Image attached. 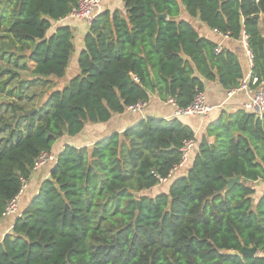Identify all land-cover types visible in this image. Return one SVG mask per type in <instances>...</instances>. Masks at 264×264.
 <instances>
[{"label": "trees", "instance_id": "1", "mask_svg": "<svg viewBox=\"0 0 264 264\" xmlns=\"http://www.w3.org/2000/svg\"><path fill=\"white\" fill-rule=\"evenodd\" d=\"M121 1L123 16L102 9L87 25L79 74L53 90L74 51L61 20L77 0H0V220L34 160L63 136L147 103L154 91L183 109L205 82L239 86L236 57L216 53L179 19L181 7L222 36L245 35L251 76L264 84V0ZM36 87L51 89L43 113L28 110ZM207 136L214 140H201L187 173L154 197L144 193L159 185L154 174L167 178L182 142L194 139L178 118L145 117L90 150L66 145L3 237L0 264H264V194L255 203L252 188L264 182V113L239 109ZM234 177L241 179L227 190ZM243 247L257 254L230 255Z\"/></svg>", "mask_w": 264, "mask_h": 264}, {"label": "crops", "instance_id": "2", "mask_svg": "<svg viewBox=\"0 0 264 264\" xmlns=\"http://www.w3.org/2000/svg\"><path fill=\"white\" fill-rule=\"evenodd\" d=\"M103 10H119L121 16L125 14L124 6L121 0H101ZM179 19L191 24L197 34L211 41L222 50L232 53L239 62L242 79H247L251 73L252 63L247 58L244 42L242 39H231L218 35L210 30L205 24L201 23L198 18L190 17L183 7L179 14ZM71 27L73 40L72 44L74 51L70 57L66 75L63 79H52L56 90L63 87L71 78L79 74L78 55L83 49V39L87 33L88 26L83 21L75 18H69L63 21ZM259 30L264 37V15L259 16ZM30 70L34 68V64H29ZM258 87L249 83L246 89L227 91L223 89L217 81L205 82L204 96L206 104L214 107L206 118H199L196 116H178L174 115L175 108L168 104L167 99H163L157 91L150 95L149 101L146 103L142 113H133L127 109L122 114L113 115L107 122L104 123H89L84 126L80 134L75 137L63 136L54 142L52 153L58 155L66 145H71L77 148L90 150L91 147L101 138L106 137L112 133H123L127 128L134 126L145 117H155L165 120L178 118L184 125L188 126L194 133L195 147L191 152L189 166L193 162L194 157L198 152V146L201 140L205 137L212 142L214 137L207 136L208 127L214 124L219 118L226 117L235 111L242 109L244 103L248 102L257 92ZM51 89L49 87H36L29 91L28 95H35L32 103L28 104V110L40 107V103H45ZM44 95V96H43ZM0 100L4 99L0 96ZM43 97V98H42ZM23 100L21 103L24 104ZM50 165L44 166L38 171L34 172L27 181V187L18 199V212L22 214L23 210L30 204L33 196L37 193L40 183L47 179L50 174ZM186 174L185 169H178L174 172L172 177L165 183L157 185L152 189L145 191L147 196L154 197L161 193H167L171 183L174 179L182 177ZM165 184L168 186L161 187ZM254 189V202L257 203L259 198L264 194V182H256L252 185ZM159 192V193H158ZM16 220L14 215H9L0 220V243L3 237L11 232L13 224Z\"/></svg>", "mask_w": 264, "mask_h": 264}, {"label": "built area", "instance_id": "3", "mask_svg": "<svg viewBox=\"0 0 264 264\" xmlns=\"http://www.w3.org/2000/svg\"><path fill=\"white\" fill-rule=\"evenodd\" d=\"M101 10H102L101 0H77V4L72 9L70 14L66 16L64 19H62L61 21L67 20L69 18H75L89 25L94 20V18L101 12ZM213 32L218 35H221L216 30H213ZM246 39L247 37L243 35L242 40L244 42L246 55L250 63H252V55L248 49ZM220 51H221L220 47H217L215 49L216 53H219ZM249 83L252 85L258 84L259 85L257 86L258 90L248 102L243 104L242 109L247 112H254L258 116H261L264 113V84L262 82L258 83L257 78L251 76V73H250L247 79L240 80L239 86L236 88V90L246 89L249 86ZM167 102L168 104L172 105L175 108L174 115L176 117L196 116L199 118H206L207 115L214 108L206 104L204 92L198 91L197 89L195 91L191 104L188 105L186 108H183V109L178 108L176 100L172 97H168ZM145 106H146V103L137 102L136 104L129 106L127 110L133 113H142ZM194 147H195L194 139L184 140L182 142V146L179 149L180 161L170 171L169 176L167 178H161L157 174H154L155 177L159 180V185L167 182L172 177L174 172L177 171L178 169H185V172L187 173L188 169L190 168L189 166L190 155ZM56 161H57V155L55 153L41 152L38 155V157L34 160V163L32 166V172L34 173L44 166L51 165V164L53 165L56 163ZM21 185L22 186H21L19 193L11 201H9L8 204L6 205L5 210L2 213L3 217L9 216V215H14L15 217L21 216V214L18 212V199L23 193L24 189L27 187V180L21 179Z\"/></svg>", "mask_w": 264, "mask_h": 264}, {"label": "water", "instance_id": "4", "mask_svg": "<svg viewBox=\"0 0 264 264\" xmlns=\"http://www.w3.org/2000/svg\"><path fill=\"white\" fill-rule=\"evenodd\" d=\"M167 18V15L165 13H162V14H159L157 16V25H159V22L161 19H166ZM153 84H154V80L153 78H151ZM240 177H234V178H230L228 179V184H227V187L226 189L227 190H230V188L238 183L240 181ZM257 254V249L256 248H246V247H243L240 251L238 252H232L230 253V255H234V256H251V257H254L255 255Z\"/></svg>", "mask_w": 264, "mask_h": 264}, {"label": "rangeland", "instance_id": "5", "mask_svg": "<svg viewBox=\"0 0 264 264\" xmlns=\"http://www.w3.org/2000/svg\"><path fill=\"white\" fill-rule=\"evenodd\" d=\"M102 3H103V1H102ZM42 98H43V97H42ZM43 104H44V103L41 102L40 107H39L41 113H43ZM165 186H168V184H165V185H163V186H160V188H161V187L163 188V187H165ZM158 193H159V192H158Z\"/></svg>", "mask_w": 264, "mask_h": 264}]
</instances>
